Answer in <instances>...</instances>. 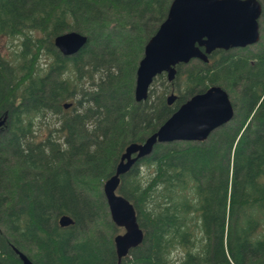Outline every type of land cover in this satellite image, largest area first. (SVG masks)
Returning <instances> with one entry per match:
<instances>
[{
	"label": "trees",
	"instance_id": "16d2710c",
	"mask_svg": "<svg viewBox=\"0 0 264 264\" xmlns=\"http://www.w3.org/2000/svg\"><path fill=\"white\" fill-rule=\"evenodd\" d=\"M169 2L0 0L9 42L0 48V264H19L14 249L32 264H264V0L259 51L214 49L206 62L178 63L171 81L156 75L160 88L135 102L137 61ZM71 30L86 42L64 56L52 38ZM40 47L50 58L43 68ZM212 85L232 100L233 124L202 141L155 143L119 176L115 191L134 207L143 238L117 262L113 238L80 230L108 214L104 180L128 142ZM46 111L58 125L35 139L32 118ZM61 214L73 223L59 226Z\"/></svg>",
	"mask_w": 264,
	"mask_h": 264
},
{
	"label": "water",
	"instance_id": "95a60500",
	"mask_svg": "<svg viewBox=\"0 0 264 264\" xmlns=\"http://www.w3.org/2000/svg\"><path fill=\"white\" fill-rule=\"evenodd\" d=\"M261 6L258 0H170L165 17L145 42L134 71L133 99H146L152 79L164 73L168 81L175 75V65L190 59L207 61L214 49L227 50L254 44L259 39L258 19ZM86 42V36L66 31L52 38L53 46L61 55L75 54ZM175 98L166 96V104ZM63 108L69 106L62 104ZM233 116V106L220 86L212 85L188 97L142 142H128L112 175L102 184L111 221L123 228L113 236L114 251L119 262L130 248L137 246L143 232L136 221L132 204L116 193L119 176L132 164L147 156L155 143L172 141H202L218 126ZM5 118L0 119V127ZM73 223L61 214L57 224L61 227ZM19 264H32L22 252L14 249Z\"/></svg>",
	"mask_w": 264,
	"mask_h": 264
},
{
	"label": "rangeland",
	"instance_id": "374dc122",
	"mask_svg": "<svg viewBox=\"0 0 264 264\" xmlns=\"http://www.w3.org/2000/svg\"><path fill=\"white\" fill-rule=\"evenodd\" d=\"M12 43L14 45L15 44L17 45V41L12 40ZM8 44H9V42L7 40H4V39L0 38V48H3L4 46H6ZM255 44L256 43L251 44V45L247 46V48H245V49H237L234 52L238 53L240 55H243V54H246L247 52H248V54H250L253 51L254 52L259 51L260 47L256 46ZM10 47H11V44H10ZM42 48H44V47H40L39 49H35V51L38 53L37 54V60L35 61V66L38 65V67H40V68H43L46 65L45 63H48L49 60H50L49 55L45 54L44 51L42 50ZM157 75H159V74H157ZM153 83L156 86L155 89L160 88V85H159L160 81H154V82L150 83L151 87H153ZM230 101H232V100H230ZM64 102H67V101H64ZM234 102H235V106L237 107L238 103L236 101H234ZM66 108H68V107H66ZM66 108H64V109H66ZM236 115L237 114H235V116ZM233 118H235V117H232L231 119H233ZM234 120L235 119H233L231 121V124L234 123ZM32 122H33V124H32V127H31V131L33 132L32 134H33L35 139H40L42 136L47 134L48 130L54 129L58 125V121H57L56 115L52 114V112H49V111H46L43 114L36 115L35 117L32 118ZM52 135H53V133H52ZM106 210H107V213H108V208L107 207H106ZM108 220L111 221L109 213L107 214L106 218H104L102 225L98 224V225H95L94 227H91V228H89L90 225H87L88 226L87 228H89V230L87 228L84 229V230H82L80 228L79 229L81 230V233H88V235H89L88 238L89 239L96 238L97 237L96 233L100 234L101 236H104V238H106L108 236L113 238V236L115 234L122 233L123 228L120 227V226L115 225L112 221L111 222L116 226V227H113V229H112L113 232L111 231V229L106 227L105 223L107 225V221ZM171 256H172V258H176L177 256H179L178 255V251L172 252ZM128 258H130V256Z\"/></svg>",
	"mask_w": 264,
	"mask_h": 264
}]
</instances>
